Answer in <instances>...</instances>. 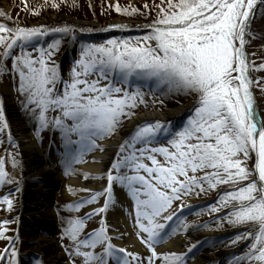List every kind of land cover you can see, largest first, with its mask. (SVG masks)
Wrapping results in <instances>:
<instances>
[{"label": "snow or ice", "instance_id": "obj_1", "mask_svg": "<svg viewBox=\"0 0 264 264\" xmlns=\"http://www.w3.org/2000/svg\"><path fill=\"white\" fill-rule=\"evenodd\" d=\"M61 2L51 0L48 6L58 9ZM24 4V10L28 11L26 0ZM258 4L264 5V0H167V7L161 9L159 18L149 25L151 31L142 38L145 43L138 39L135 44L128 40H108L104 44L82 45L80 58L74 61L70 71V81L62 78L53 59L60 48V39H53L47 48L35 49L32 45L39 53L35 57L25 49L49 31L72 35L75 39L71 27L48 30L0 23V45H3L0 55L11 58L12 70L19 75L16 91L23 97L21 107L34 121L37 140L45 130L59 132L64 149L60 162L65 175L77 174L75 165L84 163L87 153L104 151V145L97 141L119 132L123 119L134 114L132 109L137 103H146L138 89L130 94L114 87L109 77L114 76L121 84L150 81L153 92L165 96L187 93L196 98L194 114L169 140L171 148L149 150L152 154L147 159L152 167L140 162L135 151L128 150L136 144L153 142L161 133L172 135L159 121L138 125L119 145L116 160L101 177L107 181L102 192H93L65 206L76 212L104 197L102 207L83 217L61 218L64 226L60 239L68 241L62 245L68 264H77L76 258L80 264H133V261L144 264L139 253L117 248L112 243L104 219L98 228L85 233L86 219L115 206L116 185L127 189L134 202L136 237L149 253L147 264H186L188 255L195 254L199 241L190 244L184 252L158 251L156 245L177 236L181 230L187 232L199 225H189L179 220L175 210H169L181 196L218 189L220 185H231L234 190L224 191L217 202L219 207L212 206L210 211L218 212L220 207L230 206L224 220L233 227L246 229L231 245L251 241L248 251L235 256L232 264H264V120L250 91L253 82L247 74L244 51ZM116 11L133 15L139 10L134 7L122 10L117 5ZM0 17L9 19L3 10ZM17 46L21 50L18 56L13 51ZM260 67L264 68V64ZM93 75L97 78L90 81ZM101 80L105 81L103 86H99ZM50 112L54 115L49 116ZM8 127L0 101V131ZM8 139L13 142L11 135ZM138 151L143 155L145 149ZM252 153L255 163L249 168L247 161ZM154 154L165 158L163 165ZM7 163L5 158H0V185H15L19 193L20 181L6 169ZM11 164L13 169L20 167V161L15 158ZM125 168L136 174L127 175L123 172ZM141 170L151 179L140 175ZM198 172L203 175H197ZM82 174L89 178L88 173ZM68 191L75 194L77 190L69 186ZM10 195L0 198V205L8 212L14 207ZM9 223V220L0 221V238L11 245V251L8 247L0 251V262L7 256L8 264H18L16 241L7 235ZM97 247L101 251L97 252ZM34 264L43 261L36 260Z\"/></svg>", "mask_w": 264, "mask_h": 264}, {"label": "rangeland", "instance_id": "obj_2", "mask_svg": "<svg viewBox=\"0 0 264 264\" xmlns=\"http://www.w3.org/2000/svg\"><path fill=\"white\" fill-rule=\"evenodd\" d=\"M6 4V7L1 6L0 2V10H3L9 17V19H4L3 17H0V23H6L9 27H43L45 29H52V28H58V27H71L73 31V35L75 36V39L72 38V35L64 36L61 33H53L51 31L48 32V35L38 38V41H33L32 44H30L25 51L31 53L34 57L38 56V51H35L32 45H35V49L39 48H47V45L52 42L53 39H60L61 45L58 51L54 54V61L55 64L59 66V72H60V60L63 61L65 65V73L63 75L64 80L70 81V71L72 67L74 66V61L80 58V51L82 45H89V44H104L108 40H128L132 44H135L136 41L139 39L141 44L145 43L142 38L146 36L150 31L151 28L145 30L142 28H136L131 29L129 26L124 25V27H112L108 30L103 31V33L100 31L99 28H105L108 26V21L113 20H124V21H132L134 22V25H142L145 23L152 24L153 21L157 20L159 16L161 15V9L167 7V0H62L60 7L58 9H53L50 6H48L51 3V0H26L28 11H25V4L24 0H3ZM119 5V7L124 9H129L130 7H134L138 9L137 15L140 16V18H132V17H123L121 15L125 14L123 11L118 12L116 11V6ZM147 5V7H145ZM264 5L258 4L255 10V19L253 20L251 24V34L246 36V44H245V52H246V58L248 61V68L250 71V75L252 77V92L255 93L256 99L261 104L260 110V116L262 117V120H264V68H261L260 65L264 64V34L262 33V29L260 27V21H261V13L260 10ZM38 14H33V13ZM60 15H64L68 17L67 19H64L60 17ZM52 17V18H51ZM45 18H49L46 20L45 24H39L40 26H33V23H36L40 20H44ZM50 19H55L53 22H49ZM76 20V21H75ZM7 21V22H5ZM74 22L78 25H80V28H77V25L71 24L70 22ZM83 23V24H82ZM49 25V26H46ZM142 29V30H141ZM151 43V42H148ZM238 44V42H237ZM74 46L73 51L70 55L65 54V51L68 47ZM14 55H20V48L17 46L14 50ZM3 52V45H0V53ZM96 76H90L89 80H95ZM109 80L111 81L112 85L114 87H121L125 91H128L130 94L132 92L137 91V89L143 94V98L146 103H137V106L135 109H132V112L134 113L130 117H125L122 121L121 129L126 126L127 122L135 117V115L143 114L145 112H160V111H167L174 107H180L183 104H192L191 107H188L185 112L179 114L178 116L169 115L168 117L164 118H154L152 119H139L137 120L133 126L128 130L131 132L130 135L135 131L138 125L144 124V123H155L156 121H159L161 124L165 125L172 135H168L167 133H161L158 138H156L153 142L144 145V144H136L133 149H129L128 152L135 151L136 155L139 157L140 162L144 163L148 167H152V163L150 160L147 159V156L152 154L150 153L151 148H159V147H169V140H171L174 136V134L178 131H180L186 122L188 121L189 117L194 114V110L196 107L195 104V97L191 94L187 93H181V94H169L167 96L162 95L159 91L153 92L151 87L149 86L151 82L149 81L147 84L142 82H135L130 84H121L117 78L109 77ZM1 81H7L10 85V90L12 91V96L14 98V102L16 105V110L19 111L20 116L23 118V121L26 122L28 126V130L34 137V121H32L25 113V111L21 107L20 101L23 99L18 92L16 91V88L19 86V75L17 72L12 70V60L11 58H5L2 55H0V82ZM105 83L104 80L100 81L99 86H103ZM61 90L63 89V85H60ZM123 93L119 94L122 95ZM2 98L0 97V101ZM9 113V111H8ZM7 113V114H8ZM54 115V113L50 112L49 116ZM10 116V115H9ZM9 116L8 117V125H9ZM6 117V116H5ZM11 117V116H10ZM163 120V121H162ZM10 134L8 133V128L4 129L3 131H0V157L2 156V150L4 151V157L8 161L6 164V169L12 173L16 178H18L17 175L20 174V171L23 166V162L21 161V158L19 154H17L16 145H7L8 143V136ZM115 135V134H114ZM113 135V136H114ZM129 135V136H130ZM111 136V137H113ZM127 136V138L129 137ZM111 137H107L106 139H111ZM35 138V137H34ZM73 139H76L75 136H73ZM37 144L39 146H48L51 144H57L59 146V149L56 150L59 157L61 158V154L63 153L64 149L61 146V139L59 132H53L50 130H45L41 133V137L39 140L35 138ZM102 141V140H101ZM100 141H97L99 143ZM144 148L145 151L143 155L138 151L139 149ZM119 151V147L114 152L112 158H110V162L108 163V168L111 167V163L116 160V153ZM126 152L125 154H128ZM156 156L157 161L160 164H164L165 158L160 154H154ZM115 157V158H114ZM15 158L16 160L20 161V167L13 169L11 160ZM89 158V153H87L84 157V161L86 162ZM252 158V154H251ZM84 162V163H85ZM251 159L247 161V166L251 168ZM83 164V163H81ZM78 165H75V167L78 169ZM63 177L65 180L70 178L73 175H65L64 174V168L61 166ZM124 173L127 175H134V173L130 168H125L123 170ZM115 174V172H113ZM140 175H144L146 178L151 179L148 177V174L141 170L139 172ZM197 175H203L202 172H198ZM182 179V178H181ZM14 185H0V198H2L5 195H10V198L14 201V207L11 212L5 211L4 206L0 205V221L9 220L10 223L6 225V227L9 229V232L7 235L11 236L16 241V248L18 249V264L20 262V252H22L21 249V241L23 237V233L20 232L17 233L18 226L23 219L20 217L19 219H16L15 213L17 210L16 205L21 201V195L17 192H3L5 188L11 189V187ZM139 186V185H137ZM19 187H21L19 185ZM205 188L207 189L208 186L205 184ZM125 189V188H124ZM222 189L221 193L218 195V198H216L214 201L203 204L207 198H210L215 195L216 191ZM228 189V190H223ZM234 190V187L231 185H220L218 186V189H210L206 190L204 192H193L190 195L181 196L180 200L174 201L172 205V209L169 210L171 212L172 210H175L177 206L181 203H187L189 200L194 199L197 202H201V207L198 210V213L194 217H189L187 214L183 215L179 220L184 221L187 224H194L199 225V229H211L215 236L214 238H210L212 241V250L221 252L222 250L227 249H236L238 248V244L244 242L245 240L240 241L237 245H231V241L240 234H245L246 231H235L229 230L232 228H239V227H233L232 225L228 224L226 220H224V217L227 215V213L230 210V206L228 208L220 207V211L218 212H212L210 211V208L212 206L218 205L219 197L223 194L224 191H232ZM103 190L98 191H92L93 192H102ZM126 191V200L127 201L123 205V211H124V217L126 218V222L129 223L133 235L136 237V225H135V208H134V202L131 199V196L128 194L127 189ZM198 191V190H197ZM55 199L52 205L53 215L55 216V231H54V237L55 242L58 251L62 253V257L65 258V260L68 262L67 254L64 252L62 245L67 244V240H61V232H62V225L61 218H71L75 216L83 217L86 213H90L93 210H91V207L97 203H99L103 197L99 198L94 204H85L83 207L79 209V211L73 212L69 211L65 206L69 204H73L74 202H78L81 200V198L77 199H68V197L64 194L63 191V184L57 185V188L55 190ZM91 193H89L87 196H84L82 198H87L90 196ZM205 199V200H204ZM76 200V201H75ZM78 200V201H77ZM102 207V206H100ZM167 214V213H166ZM12 216V217H10ZM101 219H104V213L97 214L91 216V218L85 220V233L91 232L93 229L98 228L100 226ZM15 220L16 222H11ZM105 220V219H104ZM160 222H163L162 220ZM243 226H240L242 228ZM43 228V227H42ZM33 229V228H32ZM33 234L42 235L41 237H47L48 231L43 228L45 233L41 232L39 229H33ZM137 238V237H136ZM113 243V242H112ZM55 244V243H54ZM115 245V244H114ZM158 245H156L157 247ZM250 244L245 247V249L239 254L238 256H242L245 252L248 251ZM6 247L9 248V251H11V245L6 243V241L2 238H0V251H3ZM142 252L140 253L141 258L144 259V264H147L146 257L149 254L146 247L142 244ZM118 248V247H117ZM39 247L38 250H31L29 252V260L30 262L28 264H34L36 260L43 261V264H50L48 259L46 258V253L43 250H40ZM97 252L101 251L100 247H97ZM223 258V257H222ZM9 257L5 256L3 261L0 262V264H8ZM77 259V264H80V259ZM220 259L217 260V262ZM233 259L226 261L222 264H232Z\"/></svg>", "mask_w": 264, "mask_h": 264}, {"label": "bare ground", "instance_id": "obj_3", "mask_svg": "<svg viewBox=\"0 0 264 264\" xmlns=\"http://www.w3.org/2000/svg\"><path fill=\"white\" fill-rule=\"evenodd\" d=\"M1 6L6 7L4 1L1 2ZM260 13V27L264 34V7L260 10ZM53 20L55 19H50L49 22H53ZM45 22L46 20H42L35 26H40L39 24H45ZM70 23L78 25L76 24L77 22L74 23L71 21ZM133 23L134 22L132 21H124L121 19L108 21L110 26L126 25L131 29L139 28L138 24L134 25ZM73 49L74 46L68 47L65 53L70 55ZM247 74L249 79L252 80L249 68ZM251 88L252 84L250 85V91ZM10 89V85L7 81L0 82L1 101L6 103L10 111L9 115L11 116L9 118L8 133L13 137V143L16 145L17 153L23 162L20 174L17 175L18 178H16L20 181L19 185L21 186V191L18 194L19 196L21 195V201L16 205L18 207L15 216L16 219L23 217L17 230V233H23L22 240H20L22 249L20 254V264H25L24 262L26 259L24 258H26V255H28L31 250H38L39 247L41 248L40 250L45 251V256L50 264H68L65 258L62 257V253L58 251L54 244L55 237L53 233L55 231V216L53 215L52 205L55 199L56 194L54 193L57 185L59 186L60 183L63 184L64 194L68 199L72 200L87 196L89 193H92V191L103 190L107 187V181L105 178L101 177H103L109 169L108 163L119 147L122 139L121 137H123L133 124L139 119H152V117L164 118L169 115L178 116L185 112L189 107V104H183L182 106L180 105V107H174L167 111L145 112L143 114L135 115V117L129 120L126 126H124L119 132L115 133L111 139L99 142V144L104 145V151L97 150L95 152H89L88 160L85 163L78 165L79 172L68 178V180H65L61 169V158L56 151L59 149V146L54 143L48 146H39L37 144L35 138L28 130L26 122L23 121V118L17 114V111H15V102L12 98V92ZM252 94L257 112H260L259 109L261 108V104L257 101L255 93L252 92ZM82 173H88L89 178L85 179ZM69 186L77 190L75 194L68 191ZM80 189H88L90 191H80ZM218 195L216 198H218ZM114 196L116 200L115 206L110 207L109 210L104 213V219L109 228L108 234L113 237L112 242L116 247L125 248L127 251L140 254L143 248L142 244L133 235L131 227L124 217L123 205L127 202L125 201L127 198L125 189L116 185L114 187ZM214 196H216V193ZM214 196H212V198ZM103 203L104 197L99 203L93 205L91 210L103 206ZM181 205H184V207L181 208ZM199 207H201V204L196 200L191 199L187 203L183 202L179 204L177 208H175V211L177 212L179 219L185 214L192 218L198 213V210L200 209ZM24 217L30 219L27 221ZM41 227L48 231L49 235L47 237H41L42 235L38 236L37 234L32 233V231H34L33 229H39ZM229 230H233L234 232L237 231L234 228ZM214 236L215 233L211 229L202 230L199 229V227H196L190 228L187 232L181 230L177 236L172 237L162 244H158L157 249L158 251L164 252H184L190 244L199 241L195 254L188 255L186 264H217V260L220 259L221 256H226V259L229 256L228 254L212 250L211 239L214 238ZM243 244V242L238 244L239 247L242 246L240 252L248 246ZM133 264H136V261H133Z\"/></svg>", "mask_w": 264, "mask_h": 264}, {"label": "water", "instance_id": "obj_4", "mask_svg": "<svg viewBox=\"0 0 264 264\" xmlns=\"http://www.w3.org/2000/svg\"><path fill=\"white\" fill-rule=\"evenodd\" d=\"M0 1H2V0H0ZM60 17H62V18H64V19H67V21L70 20V19H68V17H66V16H64V15H60ZM47 19H49V18H45L44 20H47ZM42 20H43V19H42ZM42 20L36 22L35 25H37L38 23H40ZM75 21H76V20H75ZM69 22H70V21H69ZM149 25H151V24L145 23V24L140 25L139 27L142 28V29L147 30V29L150 28ZM107 28H108V27L103 28V29H107ZM142 29H141V30H142ZM244 51H245V49H244ZM245 54H246V52H245ZM246 60H247V58H246ZM247 63H248V61H247ZM60 66H61V67H60V68H61V74L63 75V73H64V71H65V65H64V63H63L62 60H60ZM12 98H13V96H12ZM13 99H14V98H13ZM3 107H4V111H5L6 119H7V121H8V117H7V115L9 116V113H8L9 109H8V107H7V105H6L5 102H3ZM15 111H17V110H16V105H15ZM9 112H10V111H9ZM7 113H8V114H7ZM17 114L20 115L19 111H17ZM258 114H259V113H258ZM9 118H10V116H9ZM10 144L13 145V142L10 143L9 140H8L7 145H10ZM250 163H251V167H252V166L254 165V163H255V153H252V158H251V162H250ZM218 194H219V191L216 193V196H214V197L211 198V199L205 200V201L203 202V204H206V203H208L209 201H213L214 199H216V197H217ZM22 218H23V217H22ZM24 219H27V221H28V219H30V218H28V217H24ZM39 230H40L41 232L45 233V231L43 230L42 227L39 228ZM53 234H54V233H53ZM55 245H56V242H55ZM243 245H245V244H243ZM241 247H242V246H241ZM241 247H239V248H237L236 250H234V251H233V255H235V254H237L238 252H240Z\"/></svg>", "mask_w": 264, "mask_h": 264}, {"label": "trees", "instance_id": "obj_5", "mask_svg": "<svg viewBox=\"0 0 264 264\" xmlns=\"http://www.w3.org/2000/svg\"><path fill=\"white\" fill-rule=\"evenodd\" d=\"M121 16H123V17H132V18H140V16H138L137 13L133 14V15L123 14Z\"/></svg>", "mask_w": 264, "mask_h": 264}, {"label": "flooded vegetation", "instance_id": "obj_6", "mask_svg": "<svg viewBox=\"0 0 264 264\" xmlns=\"http://www.w3.org/2000/svg\"><path fill=\"white\" fill-rule=\"evenodd\" d=\"M243 231H244V230H243ZM250 243H251V241L249 240V241H248V244H250Z\"/></svg>", "mask_w": 264, "mask_h": 264}]
</instances>
